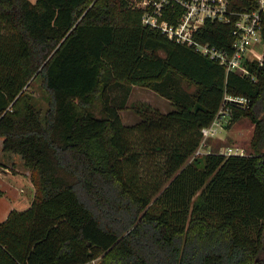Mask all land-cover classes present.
<instances>
[{"label":"trees","instance_id":"16d2710c","mask_svg":"<svg viewBox=\"0 0 264 264\" xmlns=\"http://www.w3.org/2000/svg\"><path fill=\"white\" fill-rule=\"evenodd\" d=\"M130 1L0 0V150L34 189L0 220V264H264V13L260 59L240 74L142 23ZM255 4L227 0L228 20L205 19L195 38L229 48ZM121 83L171 106L136 103L126 124L109 95ZM221 104L225 126L252 124L249 151L195 155Z\"/></svg>","mask_w":264,"mask_h":264},{"label":"built area","instance_id":"2783aa9c","mask_svg":"<svg viewBox=\"0 0 264 264\" xmlns=\"http://www.w3.org/2000/svg\"><path fill=\"white\" fill-rule=\"evenodd\" d=\"M133 6L141 9L140 21L172 38L176 42L188 43L193 49L209 59L224 66L226 70H233L244 74L247 72L243 60L260 59V55L251 51L253 44L261 42L260 15L264 13V0H255V7L239 11L231 29L229 48L221 47L207 41L195 38L194 33L205 19L226 21L231 11L227 7V0H131ZM225 99L244 102L240 96L224 95ZM220 111V126L228 119V108L220 105L211 122L201 127L202 138L208 135L213 124L219 122L215 118ZM227 152H237L229 150ZM241 153V152H238Z\"/></svg>","mask_w":264,"mask_h":264},{"label":"rangeland","instance_id":"374dc122","mask_svg":"<svg viewBox=\"0 0 264 264\" xmlns=\"http://www.w3.org/2000/svg\"><path fill=\"white\" fill-rule=\"evenodd\" d=\"M162 54L161 51H159ZM182 83L186 86V82L183 80ZM129 85V86H128ZM187 89H191V85L186 86ZM25 89L31 94L34 104L44 110L46 107L47 96L41 81L37 74H33L27 81ZM110 99L114 103L122 102V107L118 110L121 120L130 124L137 118V114L133 110L134 104L148 103L150 106L157 108L159 111H165L171 105L169 101L157 94L154 90L144 85L138 84H114L109 88ZM137 104V105H138ZM215 118L219 124H213L212 130L203 137L194 151L195 155L201 154L205 151H219L224 152L228 150H236L237 152L249 151L248 140L250 137L251 126L250 122L246 117H240L229 125L225 126L223 123L220 126V111L217 113ZM16 159V168L22 169L20 159L17 154L14 155ZM157 158V157H155ZM154 166L152 165L151 168ZM21 171V170H20ZM30 176V171L27 170ZM138 172L145 178L152 180L157 170H138ZM85 264H94L93 260L86 262Z\"/></svg>","mask_w":264,"mask_h":264},{"label":"crops","instance_id":"0c3cea01","mask_svg":"<svg viewBox=\"0 0 264 264\" xmlns=\"http://www.w3.org/2000/svg\"><path fill=\"white\" fill-rule=\"evenodd\" d=\"M262 46V42H257L253 44L250 52L261 56ZM250 126L252 128V124ZM14 155L0 150V220L11 208L26 207L33 195L34 189L27 169L21 164V160L19 161L23 168H16Z\"/></svg>","mask_w":264,"mask_h":264}]
</instances>
